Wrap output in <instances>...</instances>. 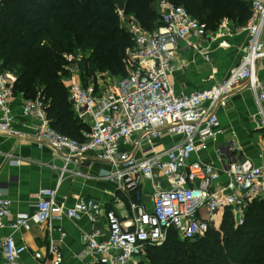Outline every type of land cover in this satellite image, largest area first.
Here are the masks:
<instances>
[{
	"label": "built area",
	"instance_id": "1",
	"mask_svg": "<svg viewBox=\"0 0 264 264\" xmlns=\"http://www.w3.org/2000/svg\"><path fill=\"white\" fill-rule=\"evenodd\" d=\"M155 7L160 19L151 30L123 9L116 10L118 16L128 17L132 44L123 59L127 74L107 81L108 85L82 79L84 57L79 52L64 55L62 84L75 114L86 125L81 139L52 128L47 119L48 102L41 93L23 100V113L35 121L33 141L64 161L60 178L68 171L71 158L77 161L94 152L95 158L110 166L99 177L112 181L126 204L124 215L92 197L79 198L73 207H67L59 199L57 187L40 188L33 212L17 213L11 227L29 230L33 224H45L52 264L64 260L54 237L55 232H64L53 220L88 218L92 227L81 235L82 249L76 255L84 264H132L148 247L160 245L170 230L183 239L203 236L212 226H219L226 210L239 226L244 223L247 205L264 199V168L238 157L233 140L225 146L229 161L220 168L192 159L197 140L216 139L222 133L214 108L227 107L240 83H246L253 94L255 117L264 128V79L257 75L258 62L264 59V0H250V15L243 26L223 18L215 29L169 0H158ZM239 30L246 33V45L240 63L222 82L189 94L174 92L170 76L176 68L175 49L180 39L189 35L219 39ZM14 81L12 73L0 70V135L7 137L21 136L12 126L8 109ZM173 136L177 140L171 145L157 148V140ZM9 162L18 165L21 160L10 157ZM221 172L226 182L213 189ZM146 180L151 186L150 209L143 197ZM9 208L10 200L0 186V227L10 215ZM26 249L12 236L0 239V252L8 264H19ZM33 255L42 258L39 252Z\"/></svg>",
	"mask_w": 264,
	"mask_h": 264
},
{
	"label": "trees",
	"instance_id": "2",
	"mask_svg": "<svg viewBox=\"0 0 264 264\" xmlns=\"http://www.w3.org/2000/svg\"><path fill=\"white\" fill-rule=\"evenodd\" d=\"M157 1L0 0V70L14 74V94L32 98L41 93L48 102L47 119L52 128L81 139L86 125L75 114L61 80L64 55L76 47L91 49L88 66L85 62L82 65L84 81L88 72L96 70H108L117 78L127 74L123 59L132 38L119 27L116 8L151 30L160 19ZM169 1L183 6L209 29H215L223 18L234 26L244 25L250 15L248 0ZM218 228L185 239L197 249L182 257L172 255L180 239L170 230L167 236L174 237L176 244L166 241L148 247L154 248L156 254L151 264H264V199L247 205L244 223L237 227L226 210Z\"/></svg>",
	"mask_w": 264,
	"mask_h": 264
},
{
	"label": "crops",
	"instance_id": "3",
	"mask_svg": "<svg viewBox=\"0 0 264 264\" xmlns=\"http://www.w3.org/2000/svg\"><path fill=\"white\" fill-rule=\"evenodd\" d=\"M243 26V25H241ZM246 33L238 31L230 36L209 39L189 35L180 39L175 49L176 66L170 81L176 94H189L222 82L230 69L240 63L246 45ZM207 55V57H205ZM257 75L264 79V59L258 62ZM24 95L14 94L8 103L12 126L21 132V136L7 137L0 135V186L10 200V215L0 227V239L12 236L16 244H24L27 249L18 258L19 264H52L47 253L48 237L45 224H33L29 230L11 227L17 213H32L36 202V192L40 188H56L59 199L65 206L73 207L79 198L92 197L113 208L118 214L126 212L125 200L115 191L112 181L103 179L101 173L110 166L106 161L95 158L91 152L77 161L71 158L68 171L60 178V168L64 165L61 158H54L47 146L39 147L32 139L35 121L23 113ZM214 112L222 133L216 139L196 141V150L192 159L210 163L217 168L227 163L229 158L225 146L234 141L238 147V157L250 159L254 165L264 168V128L255 117L256 103L246 83L236 85L230 95L227 107H216ZM177 140L176 137H163L157 140V148H165ZM10 157H18V165L9 162ZM163 180V177H162ZM226 182L224 173L215 181L213 189ZM146 207L150 209V182L143 185ZM54 225H61L64 234L54 233L64 255L63 264H84L76 257L82 249L81 235L89 231L92 224L85 215L78 219L63 218L53 220ZM39 252L42 258L36 259ZM0 264H8L0 252Z\"/></svg>",
	"mask_w": 264,
	"mask_h": 264
},
{
	"label": "rangeland",
	"instance_id": "4",
	"mask_svg": "<svg viewBox=\"0 0 264 264\" xmlns=\"http://www.w3.org/2000/svg\"><path fill=\"white\" fill-rule=\"evenodd\" d=\"M248 2L250 3V0H248ZM117 9L118 8H116V10ZM193 18L199 19L198 17H196L194 15H193ZM127 22H128L127 16L126 17L119 16V27H121L125 31H127ZM73 51L79 52L81 55H83V57H84L83 61L85 62V66L87 67L88 66L87 58L91 53V49L90 48L76 47L75 49L72 50V52ZM126 71H128V67H126ZM86 73H87V71H86ZM13 76H14V74H13ZM116 78H117V76H115L114 74H111L108 70H103V71L96 70L93 73L88 72V77L86 78V81H88L89 83H94L95 85H99V84L101 85L103 83H105V85H108L107 81H111V80H114ZM61 80H62V78H61ZM205 217H207V216L205 215ZM232 222H233L234 227H237L233 220H232ZM211 228L214 230L219 229L217 226H212ZM173 238L174 237H170V236L168 237L167 236V237H165V239L162 243H164L166 241H174V244H176V242H175L176 239L175 238L173 239ZM178 239H180V243H179V245H177L178 249L173 246V248H175V250H173L172 255H177V256L182 257V255L190 256V251L196 252L197 248L193 249V244L191 245V241H186L185 239H183L180 236ZM202 244H204V242L201 243V245ZM200 247H202V246H200ZM154 253H155L154 248H152V249L147 248L145 251V254L142 255L141 257L135 259L132 264H151L152 260L154 259V256L156 255V254L154 255Z\"/></svg>",
	"mask_w": 264,
	"mask_h": 264
}]
</instances>
